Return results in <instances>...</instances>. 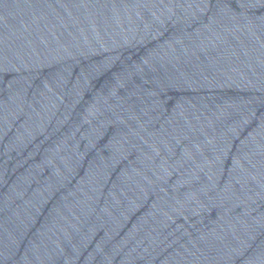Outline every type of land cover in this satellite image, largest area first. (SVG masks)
Returning a JSON list of instances; mask_svg holds the SVG:
<instances>
[{
	"label": "water",
	"instance_id": "obj_1",
	"mask_svg": "<svg viewBox=\"0 0 264 264\" xmlns=\"http://www.w3.org/2000/svg\"><path fill=\"white\" fill-rule=\"evenodd\" d=\"M0 264H264V0H0Z\"/></svg>",
	"mask_w": 264,
	"mask_h": 264
}]
</instances>
